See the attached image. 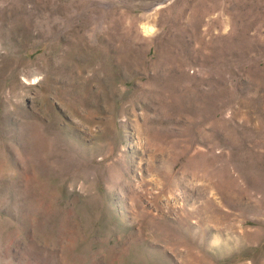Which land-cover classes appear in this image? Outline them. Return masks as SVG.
I'll return each mask as SVG.
<instances>
[{"label": "rangeland", "instance_id": "1", "mask_svg": "<svg viewBox=\"0 0 264 264\" xmlns=\"http://www.w3.org/2000/svg\"><path fill=\"white\" fill-rule=\"evenodd\" d=\"M0 264H264V0H0Z\"/></svg>", "mask_w": 264, "mask_h": 264}]
</instances>
